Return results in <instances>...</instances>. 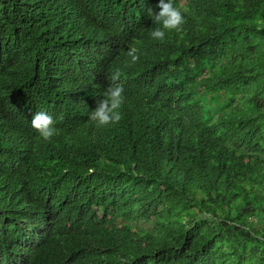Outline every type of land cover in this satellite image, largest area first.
<instances>
[{"label":"trees","instance_id":"1","mask_svg":"<svg viewBox=\"0 0 264 264\" xmlns=\"http://www.w3.org/2000/svg\"><path fill=\"white\" fill-rule=\"evenodd\" d=\"M157 4L0 0V264H264V0Z\"/></svg>","mask_w":264,"mask_h":264},{"label":"clouds","instance_id":"2","mask_svg":"<svg viewBox=\"0 0 264 264\" xmlns=\"http://www.w3.org/2000/svg\"><path fill=\"white\" fill-rule=\"evenodd\" d=\"M156 7L159 11L155 14L151 8L148 9L153 22L159 25L151 32V36L156 40H163L166 31L180 28L184 23V16L182 11L175 6L174 0H158ZM134 52L133 49L128 53L133 61L138 59ZM109 80L111 83L102 94V99L97 102L95 109L90 112L89 117L100 127L114 125L121 120L120 109L125 98L123 87L116 83L119 80V73H113ZM31 126L45 141L50 140L56 134L52 117L44 111H39L32 117Z\"/></svg>","mask_w":264,"mask_h":264},{"label":"rangeland","instance_id":"3","mask_svg":"<svg viewBox=\"0 0 264 264\" xmlns=\"http://www.w3.org/2000/svg\"><path fill=\"white\" fill-rule=\"evenodd\" d=\"M142 225L146 226V224L142 223Z\"/></svg>","mask_w":264,"mask_h":264}]
</instances>
